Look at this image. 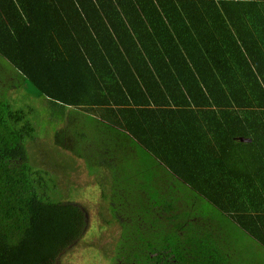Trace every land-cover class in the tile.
Segmentation results:
<instances>
[{"label":"trees","instance_id":"16d2710c","mask_svg":"<svg viewBox=\"0 0 264 264\" xmlns=\"http://www.w3.org/2000/svg\"><path fill=\"white\" fill-rule=\"evenodd\" d=\"M28 88L115 197L111 264H264V0H0V264H65L88 213L31 160Z\"/></svg>","mask_w":264,"mask_h":264},{"label":"rangeland","instance_id":"374dc122","mask_svg":"<svg viewBox=\"0 0 264 264\" xmlns=\"http://www.w3.org/2000/svg\"><path fill=\"white\" fill-rule=\"evenodd\" d=\"M16 92L20 97L13 94L12 99L15 98L18 106L23 103L31 105L34 112L30 117L38 124L37 139L29 146L31 160L35 159V165L52 172L53 179L57 182L59 196L69 195L70 199L79 203L88 213V225L83 237L62 253L60 261L65 264H111V258L107 255L110 253V248L116 245L120 227L115 220L112 223H107L105 220L107 217L111 218L110 202L118 207L114 202L115 197L111 196L108 202L102 199L104 186L99 184L98 175L95 173L90 175L83 159L55 142L56 131L60 130L63 123L52 117L53 111L50 106L46 105L48 104L47 99L38 96L37 90L33 88H28L27 92L20 90ZM89 148L93 154L97 149L94 144H90ZM127 154V157L135 158L134 148L129 149ZM123 155L121 149H117L115 153L111 149L102 150L99 159L87 162H101V160L131 162L124 160ZM99 175L105 176L104 180H107V174L99 173Z\"/></svg>","mask_w":264,"mask_h":264},{"label":"water","instance_id":"95a60500","mask_svg":"<svg viewBox=\"0 0 264 264\" xmlns=\"http://www.w3.org/2000/svg\"><path fill=\"white\" fill-rule=\"evenodd\" d=\"M239 140L244 141V142L251 141V139H247V138H244V137H240Z\"/></svg>","mask_w":264,"mask_h":264}]
</instances>
